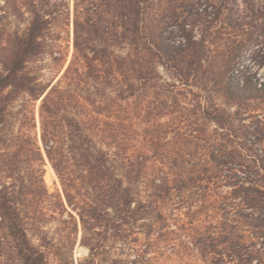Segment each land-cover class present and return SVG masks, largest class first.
Returning a JSON list of instances; mask_svg holds the SVG:
<instances>
[{"label": "trees", "instance_id": "trees-1", "mask_svg": "<svg viewBox=\"0 0 264 264\" xmlns=\"http://www.w3.org/2000/svg\"><path fill=\"white\" fill-rule=\"evenodd\" d=\"M74 6L75 51L56 84L29 66L58 40L57 3L29 4L27 32L0 57V148L16 146L0 149L12 180L0 178V257L76 264L81 227L89 255L78 264L152 263L147 250L161 243L178 264H264V0ZM125 107L139 119L132 144L119 138L111 151L106 128ZM28 151L38 161L32 194L53 197L46 158L64 188L65 202L49 208L64 242L29 227L15 178ZM118 243L135 259L111 258Z\"/></svg>", "mask_w": 264, "mask_h": 264}, {"label": "rangeland", "instance_id": "rangeland-1", "mask_svg": "<svg viewBox=\"0 0 264 264\" xmlns=\"http://www.w3.org/2000/svg\"><path fill=\"white\" fill-rule=\"evenodd\" d=\"M44 2L46 4L57 3L58 12L56 20V24L54 26V31L56 32L57 42L54 44L55 46H51L46 48L45 53L39 58L38 61L30 64V70L37 77L40 83L43 86H51L57 83L59 79L62 78L64 74L63 67L67 61V65L70 63L74 49V8H75V0H0V57L10 53L7 48L12 41L17 36H23L27 32V29L30 25L31 15L28 11V5L32 2ZM55 58H59V60H55ZM2 59V58H1ZM3 61V60H1ZM1 68L3 67V63H0ZM264 70V67L262 71ZM162 71V70H161ZM40 102L37 103V115L39 112ZM130 110L125 107L122 110L119 124H115V119L109 120V125L106 128L109 140V147L111 151H115L117 144L119 143V138L124 139V141L129 144H132V141H129L131 128L130 124L138 123V118H134V121L128 117V113ZM117 122V121H116ZM13 130L11 131V135L16 137L19 134L21 123L19 120L15 121L13 124ZM137 126V125H136ZM139 127H142L141 125ZM115 130L118 133L116 137ZM120 132V133H119ZM38 139L41 144V129H40V121L38 120ZM132 134V133H131ZM10 140V143H13V139ZM16 146L2 147L0 149H7L11 152L15 151ZM38 165V161L34 155L30 151L27 152L26 156L22 155V157L18 160V165L15 168V178L18 180L17 190L23 191L24 199H26L25 211L28 213V224L30 229L39 228L45 231L49 237L55 238L56 240H62L65 237L67 228L60 222L59 213L53 214L57 216L55 219L49 211V208L53 203L60 202V198L65 202V193L62 183L53 169L51 163L46 158V162L44 165L45 170V184L48 188L49 194L53 197L46 198L44 201H39V199L32 194V185L35 183V171L34 169ZM51 175V177H50ZM7 175L1 171L0 168V178L2 180L11 183L12 180L6 179ZM54 208V207H53ZM71 211V208H68ZM56 211V210H55ZM74 215L78 218L77 213L74 212ZM64 219H68V214L66 213ZM83 232L80 227V233L78 237V243L76 249L74 251V259L75 263L84 260L89 255V250L81 245ZM58 241V242H59ZM63 242L65 240H62ZM113 245V249L111 252V258L118 257V253H131L132 259H135L136 252L138 250L133 251L130 246H122ZM5 255V254H4ZM147 257L154 259L152 263L148 264H178L177 257L171 255V249H168L163 243L149 247L146 253ZM7 256V254H6ZM6 256L0 257V264H15L7 259ZM122 256V255H121ZM50 258L51 264H61L57 259ZM110 258V259H111Z\"/></svg>", "mask_w": 264, "mask_h": 264}, {"label": "bare ground", "instance_id": "bare-ground-1", "mask_svg": "<svg viewBox=\"0 0 264 264\" xmlns=\"http://www.w3.org/2000/svg\"><path fill=\"white\" fill-rule=\"evenodd\" d=\"M50 177H51V175H50Z\"/></svg>", "mask_w": 264, "mask_h": 264}]
</instances>
